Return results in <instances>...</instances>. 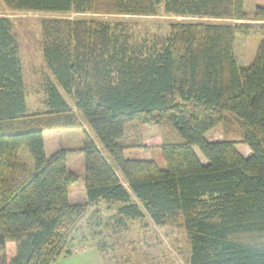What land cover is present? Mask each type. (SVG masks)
I'll return each mask as SVG.
<instances>
[{
	"label": "trees",
	"instance_id": "obj_1",
	"mask_svg": "<svg viewBox=\"0 0 264 264\" xmlns=\"http://www.w3.org/2000/svg\"><path fill=\"white\" fill-rule=\"evenodd\" d=\"M243 5L0 0V9L54 14L40 20L41 55L51 75H39L43 107L35 111L27 107L11 20L0 14V264H49L86 246L104 254L107 230L145 216L184 231L189 264H264V24L238 23ZM70 12L226 21L175 20L161 40H133L120 21L65 17ZM255 16L264 19V6H256ZM236 34L261 36L245 67L234 53ZM66 96L109 156L84 133L82 202L68 196L78 176L66 167L67 149L45 151L44 130L80 126ZM226 113L239 121L240 139H208ZM132 121H167L179 139L127 141ZM22 147L33 168L20 157ZM136 148L160 149L164 165L125 155Z\"/></svg>",
	"mask_w": 264,
	"mask_h": 264
},
{
	"label": "rangeland",
	"instance_id": "obj_2",
	"mask_svg": "<svg viewBox=\"0 0 264 264\" xmlns=\"http://www.w3.org/2000/svg\"><path fill=\"white\" fill-rule=\"evenodd\" d=\"M264 6V0H244V16L238 23L264 24V19L255 16L256 6ZM0 14L9 17L12 31L18 42V52L22 63V73L25 86L28 90L26 103L29 111L41 109L43 93L38 90L39 75L41 72L50 74L41 55V29L40 20L52 13L10 10L1 8ZM65 17H88L104 19L110 22L120 21L125 24L131 39L139 40L145 37H154L161 40L168 31V24L175 20H195L225 22L226 20L199 18L191 16H177L173 13L160 12L157 15L143 16L130 14H92L74 13L64 14ZM261 41L259 35L236 34L234 40V53L240 66H248L254 59L257 46ZM51 75V74H50ZM74 113L78 116L80 126L71 128H54L44 130L45 151L50 154L58 149H67L66 167L77 174V181L70 187L72 195L70 201L78 200L84 188V154L79 147L84 133H87L97 147L109 160L108 154L102 148L94 132L88 127L81 116L74 109L73 101L66 96ZM227 119L221 121L207 133L210 140L231 138L240 139V123L237 119L226 113ZM229 118V119H228ZM124 134L127 141L138 139L140 142L151 143L153 137H174V128L171 123H141L132 121L126 124ZM179 139V138H178ZM241 152H247L248 146L237 143ZM200 159L204 160L198 148H195ZM127 157H139L155 160L159 165H164L160 149H131L126 150ZM20 157L33 168L32 157L26 147H22ZM82 202V201H79ZM84 220L80 221L83 225ZM107 250L100 253L93 246H86L74 250L71 254L62 252L49 264H189L190 245L181 228L155 225L148 216L141 220H129L126 227L121 230L110 228L105 234Z\"/></svg>",
	"mask_w": 264,
	"mask_h": 264
},
{
	"label": "crops",
	"instance_id": "obj_3",
	"mask_svg": "<svg viewBox=\"0 0 264 264\" xmlns=\"http://www.w3.org/2000/svg\"><path fill=\"white\" fill-rule=\"evenodd\" d=\"M43 137H44V134H43ZM241 152V151H240ZM241 153H243L244 155H248L249 153H250V151H249V149H248V151L247 152H241ZM198 157H199V155H198ZM200 158V157H199ZM201 161H206L205 160V158H204V160H202V159H200ZM126 186V185H125ZM71 188V187H70ZM69 188V191H68V196H71L72 194L71 193H73L72 191H71V189ZM85 200V190H84V188H83V192H82V190H81V192H80V196H79V198H78V200H74V201H72V202H79V201H84Z\"/></svg>",
	"mask_w": 264,
	"mask_h": 264
}]
</instances>
